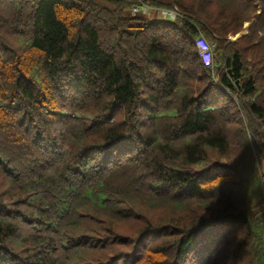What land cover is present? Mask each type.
Segmentation results:
<instances>
[{
    "label": "trees",
    "instance_id": "obj_1",
    "mask_svg": "<svg viewBox=\"0 0 264 264\" xmlns=\"http://www.w3.org/2000/svg\"><path fill=\"white\" fill-rule=\"evenodd\" d=\"M251 165L264 0H0V264H264Z\"/></svg>",
    "mask_w": 264,
    "mask_h": 264
},
{
    "label": "rangeland",
    "instance_id": "obj_2",
    "mask_svg": "<svg viewBox=\"0 0 264 264\" xmlns=\"http://www.w3.org/2000/svg\"><path fill=\"white\" fill-rule=\"evenodd\" d=\"M147 16L151 19L155 18H165V11L160 9H148L146 11ZM249 26V22H245L243 25V29H247ZM247 33V30H243L240 32L236 37H231L233 40L238 39L242 34ZM247 158H251V153L249 152L247 154ZM254 165H251L248 169V171L239 169L240 177H242L244 184L246 185L247 191L249 192L250 198L255 202V204L262 203L263 199V192H261L260 185H259V176L255 172L256 167L254 168ZM130 230L133 229V226H128Z\"/></svg>",
    "mask_w": 264,
    "mask_h": 264
},
{
    "label": "built area",
    "instance_id": "obj_3",
    "mask_svg": "<svg viewBox=\"0 0 264 264\" xmlns=\"http://www.w3.org/2000/svg\"><path fill=\"white\" fill-rule=\"evenodd\" d=\"M141 10L143 12H146L148 10V8L143 7ZM141 10L139 8H135V9H133V13L136 14V13L140 12ZM168 15H170L171 17H174L175 13H174V11H165V17ZM196 45L199 48L200 56H201V59H202L204 65L214 68L215 54H214L213 46L210 45L208 43V41L203 36H200L197 38Z\"/></svg>",
    "mask_w": 264,
    "mask_h": 264
},
{
    "label": "water",
    "instance_id": "obj_4",
    "mask_svg": "<svg viewBox=\"0 0 264 264\" xmlns=\"http://www.w3.org/2000/svg\"><path fill=\"white\" fill-rule=\"evenodd\" d=\"M228 40H229V41H232L233 39L230 37ZM217 82L219 83V81H217Z\"/></svg>",
    "mask_w": 264,
    "mask_h": 264
}]
</instances>
